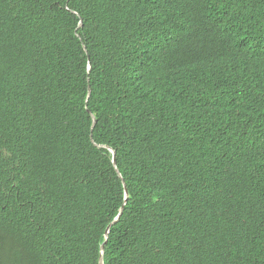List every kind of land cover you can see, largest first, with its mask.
Returning <instances> with one entry per match:
<instances>
[{
  "label": "trees",
  "instance_id": "16d2710c",
  "mask_svg": "<svg viewBox=\"0 0 264 264\" xmlns=\"http://www.w3.org/2000/svg\"><path fill=\"white\" fill-rule=\"evenodd\" d=\"M102 245L264 264V0H0V264Z\"/></svg>",
  "mask_w": 264,
  "mask_h": 264
},
{
  "label": "water",
  "instance_id": "95a60500",
  "mask_svg": "<svg viewBox=\"0 0 264 264\" xmlns=\"http://www.w3.org/2000/svg\"><path fill=\"white\" fill-rule=\"evenodd\" d=\"M89 68H90V67L88 66V69H89ZM89 93H90V91L88 90V95H89ZM91 118H92V126H91V128H92V127L94 126V124H95V119H94L93 116H91ZM94 146H97L98 148H104L103 146H98V145H95V144H94ZM107 150L110 152V154H111V156H112V159H111V161H112V165H113V167L115 168V170H116L118 176L120 177L119 172H118V170H117L116 167H115V152H114L113 150H111L110 148H107ZM124 195H125V201H126V199H127V191H126V189H124ZM121 211H122V208H121ZM117 220H118V217L115 218V219L113 220L112 224L115 223ZM106 232H108V228H107V231H106ZM103 249H104V246L102 245V246L100 247L101 256H100V258H99V264H103V259H102Z\"/></svg>",
  "mask_w": 264,
  "mask_h": 264
}]
</instances>
